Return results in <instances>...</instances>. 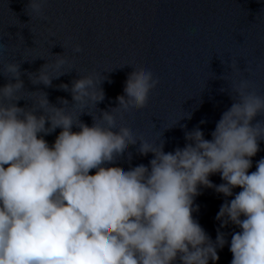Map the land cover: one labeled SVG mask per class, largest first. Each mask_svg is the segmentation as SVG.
<instances>
[{
	"label": "clouds",
	"instance_id": "9594fccd",
	"mask_svg": "<svg viewBox=\"0 0 264 264\" xmlns=\"http://www.w3.org/2000/svg\"><path fill=\"white\" fill-rule=\"evenodd\" d=\"M45 3L28 0L31 19L46 20ZM56 57L38 76L29 74L33 84L49 86L63 74L69 61ZM0 72L10 81L0 87V264H216L226 243L230 264H264V157L249 171L264 140V123H252L264 116V96L250 91L247 81L234 85L238 100L222 113L210 140L194 128L183 148L165 153L162 145L118 129L112 111L99 117L89 111L104 99L96 73L72 81L71 88L59 85L79 115H93L88 126L68 110L67 100L57 108L42 92L25 98L19 63ZM157 84L150 71L132 74L114 109H143ZM21 99L33 106L18 107ZM56 129L49 145L44 137ZM137 140L141 155L153 154L148 166L116 167ZM216 174L218 185L209 179ZM200 188L225 197L215 219L220 228L238 229L230 242L219 229L213 241L194 219Z\"/></svg>",
	"mask_w": 264,
	"mask_h": 264
},
{
	"label": "water",
	"instance_id": "95a60500",
	"mask_svg": "<svg viewBox=\"0 0 264 264\" xmlns=\"http://www.w3.org/2000/svg\"><path fill=\"white\" fill-rule=\"evenodd\" d=\"M27 4L28 0H0V70L7 63H19L22 95L42 92L51 105L63 107L64 99L68 110L75 111L70 92L59 85L71 88L72 81L96 73L103 79L104 99L89 111L97 117L112 111L118 129L154 147L162 145L165 153L183 148L185 133L194 128L210 140L222 113L238 100L233 87L242 80L250 91L264 96V0H46V20L31 19ZM77 45L78 54L73 52ZM56 56L69 61L63 74L52 78L49 86L33 84L29 74L38 76ZM144 71L158 81L145 107L128 114L114 109L127 79ZM9 82L0 72V87ZM16 103L22 108L33 106L31 99ZM92 114L85 110L78 119L91 126ZM260 121L264 123V116L257 115L252 123ZM59 131L44 137L49 145ZM258 143L260 151L249 171L264 157V140ZM139 148V140L129 145L116 167L148 166L153 154L141 155ZM209 179L214 185L222 183L219 174ZM199 191L194 219L213 241L219 229L230 242L231 232L238 229L220 228L215 219L225 197L212 188ZM217 252L216 264H230L227 243Z\"/></svg>",
	"mask_w": 264,
	"mask_h": 264
}]
</instances>
